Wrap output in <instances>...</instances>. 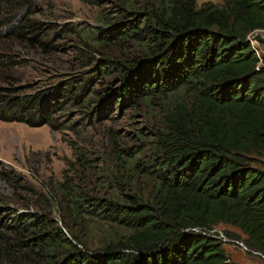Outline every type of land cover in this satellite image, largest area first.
Listing matches in <instances>:
<instances>
[{
	"label": "trees",
	"instance_id": "obj_1",
	"mask_svg": "<svg viewBox=\"0 0 264 264\" xmlns=\"http://www.w3.org/2000/svg\"><path fill=\"white\" fill-rule=\"evenodd\" d=\"M30 6L22 5L13 22L0 29V44L9 38L50 51L53 42L28 19ZM129 6L120 8L125 20L88 26L82 37L107 50L121 49L125 41L137 49L122 60L97 61L87 76L32 89L15 75L25 60L20 63L18 55L0 48L2 122L77 131V124L56 116L68 115L71 102L91 106L83 117L86 127L111 119L115 107L170 98L159 124L144 132L146 144L136 152H117L116 164L130 174L123 182L112 177L115 195L70 198L76 211L87 209L124 234L97 251L68 241L66 254L53 258L61 240L47 231L46 218L27 212L11 223L0 217V252L11 256L20 250L18 259L31 264H234L223 242L185 231L229 225L264 254V56L256 55L249 40L264 30V0L201 5L198 0H155L141 11ZM112 69L120 76L116 85L96 88ZM114 134L112 143L118 144ZM145 184L144 191L140 185Z\"/></svg>",
	"mask_w": 264,
	"mask_h": 264
},
{
	"label": "rangeland",
	"instance_id": "obj_2",
	"mask_svg": "<svg viewBox=\"0 0 264 264\" xmlns=\"http://www.w3.org/2000/svg\"><path fill=\"white\" fill-rule=\"evenodd\" d=\"M90 1L0 0V29L13 22L22 5L30 4L28 19L38 25L40 34L55 46L46 52L30 47L28 41L3 39L0 48L4 45L2 50L18 55L16 60L20 63L25 60L27 64L17 69L15 75L18 78L29 83L32 89H41L62 79L87 76L89 70L97 67V61L107 56L122 60L133 54L137 47L132 46L131 41H125L122 50L118 47L107 50L88 37L83 39L82 29L106 27L125 20L120 8L126 3L130 5L128 10L141 11L144 5L155 0ZM205 2L221 4L222 0H198L199 5ZM69 27L73 33L61 32ZM252 39L259 54L264 56V30L255 31ZM119 79L117 71L112 69L102 75L96 88L113 87ZM170 101V98L163 97L122 110L115 107L111 119L86 127L83 117H87L91 106L78 108L71 102L67 104L68 115L56 116L61 121L69 119L77 124V131L69 127L57 131L49 125L31 127L25 123L0 121V195L4 197L3 203L0 202L1 219L11 223L15 216L27 212L46 218L47 231H54L56 238L61 240L55 247L53 258L66 254L68 241L82 250L97 251L110 240L122 236L125 230L115 224L98 219L87 209L76 211L70 198L115 195L112 177L123 182L130 174L126 166L116 164L117 152L125 154L127 148L136 152L144 146L147 138L144 132L152 124H159ZM113 133L120 138L118 144L112 143ZM140 187L145 191L149 185ZM219 227L245 241L246 235L238 229L229 225ZM29 236L30 233L25 238ZM225 248L234 264H264L260 257L245 253L237 246L226 244ZM21 253L14 250L9 256L0 252V264H31L30 259H18ZM34 264H41V261L35 260Z\"/></svg>",
	"mask_w": 264,
	"mask_h": 264
},
{
	"label": "built area",
	"instance_id": "obj_3",
	"mask_svg": "<svg viewBox=\"0 0 264 264\" xmlns=\"http://www.w3.org/2000/svg\"><path fill=\"white\" fill-rule=\"evenodd\" d=\"M252 34L249 35V40L251 41L252 48L255 51L256 55L261 57V55L259 54L258 48L255 46V41L252 39ZM185 231H191V232L199 233L205 236L208 235V236L215 237L221 242H223L225 245L231 244V245L237 246L243 252L245 253L250 252L253 255L260 257L264 261V254L261 251L250 247L242 239L225 232L219 226H210V227L208 226L206 228L194 226V227L186 228Z\"/></svg>",
	"mask_w": 264,
	"mask_h": 264
},
{
	"label": "crops",
	"instance_id": "obj_4",
	"mask_svg": "<svg viewBox=\"0 0 264 264\" xmlns=\"http://www.w3.org/2000/svg\"><path fill=\"white\" fill-rule=\"evenodd\" d=\"M231 227H233V226H231ZM234 228H235V227H234ZM236 229H237V228H236ZM225 249H226V248H225ZM226 251H227V253H228V250H227V249H226ZM228 256H230V255L228 254ZM231 258H233V257L230 256V259H231ZM231 261H232V260H231ZM237 263H238V262H237Z\"/></svg>",
	"mask_w": 264,
	"mask_h": 264
}]
</instances>
